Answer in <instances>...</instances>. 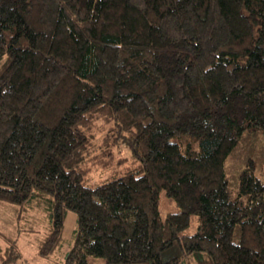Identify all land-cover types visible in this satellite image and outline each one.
I'll return each instance as SVG.
<instances>
[{"label": "trees", "instance_id": "trees-1", "mask_svg": "<svg viewBox=\"0 0 264 264\" xmlns=\"http://www.w3.org/2000/svg\"><path fill=\"white\" fill-rule=\"evenodd\" d=\"M2 60L0 200L47 196L40 257L72 212L58 264H264V0H0Z\"/></svg>", "mask_w": 264, "mask_h": 264}, {"label": "rangeland", "instance_id": "rangeland-1", "mask_svg": "<svg viewBox=\"0 0 264 264\" xmlns=\"http://www.w3.org/2000/svg\"><path fill=\"white\" fill-rule=\"evenodd\" d=\"M2 62L3 60L0 61V67ZM119 147L121 156L130 155V149L125 144H120ZM109 173L110 170L97 169L90 173V182L95 183L100 179H105ZM260 178L264 180L263 177ZM43 197L47 196L43 195ZM43 197L34 196L20 205L0 200V247H4L10 238H15L22 258L25 259V264H58L63 260L71 244V240L68 239L75 224V214L68 212L65 217L63 232V237L67 240H64L47 257L42 258L38 255L39 243L47 233L49 225L48 211L45 207L48 201ZM159 210L162 216L179 210L175 202L166 196L164 190L159 193ZM71 215L73 217L72 228L68 227L72 221L69 217ZM196 226L197 216L193 214L190 216L189 226L184 230V233H194ZM92 259L100 258L92 257Z\"/></svg>", "mask_w": 264, "mask_h": 264}, {"label": "crops", "instance_id": "crops-1", "mask_svg": "<svg viewBox=\"0 0 264 264\" xmlns=\"http://www.w3.org/2000/svg\"><path fill=\"white\" fill-rule=\"evenodd\" d=\"M70 217V219H72V221H71V223H70V225L68 226V227H71L72 226V222H73V217H72V215L71 216H69ZM72 228V227H71Z\"/></svg>", "mask_w": 264, "mask_h": 264}]
</instances>
